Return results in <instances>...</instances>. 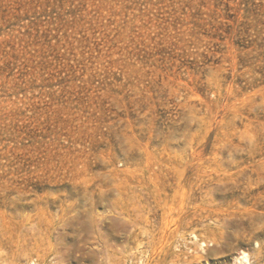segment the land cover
<instances>
[{
	"label": "rangeland",
	"instance_id": "374dc122",
	"mask_svg": "<svg viewBox=\"0 0 264 264\" xmlns=\"http://www.w3.org/2000/svg\"><path fill=\"white\" fill-rule=\"evenodd\" d=\"M194 241L264 264V0H0V264Z\"/></svg>",
	"mask_w": 264,
	"mask_h": 264
},
{
	"label": "bare ground",
	"instance_id": "6f19581e",
	"mask_svg": "<svg viewBox=\"0 0 264 264\" xmlns=\"http://www.w3.org/2000/svg\"><path fill=\"white\" fill-rule=\"evenodd\" d=\"M197 246H198V242L194 241V257H187V258L181 259L179 255H176L173 262L175 264H204L205 263V262L203 263V260L205 259L204 253L208 252L210 249L204 248V249L199 250L200 248L198 249ZM185 255L187 254L185 253ZM249 258H250L249 254L242 250L234 258V264H250Z\"/></svg>",
	"mask_w": 264,
	"mask_h": 264
}]
</instances>
